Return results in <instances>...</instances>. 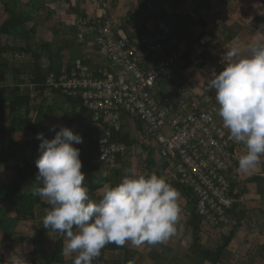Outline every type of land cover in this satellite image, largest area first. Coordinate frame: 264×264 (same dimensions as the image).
Wrapping results in <instances>:
<instances>
[{"label":"built area","instance_id":"2783aa9c","mask_svg":"<svg viewBox=\"0 0 264 264\" xmlns=\"http://www.w3.org/2000/svg\"><path fill=\"white\" fill-rule=\"evenodd\" d=\"M74 26L77 42L96 47L106 63L86 67L78 60L70 74L48 76L46 86L78 101L91 114L99 127V162L117 166L128 148L113 141V133L121 131L122 112L137 117L143 125L142 144L157 160L170 164L172 173L166 180L190 192L204 225L228 234L229 212L240 201L230 182L237 163L236 142L216 121L218 109L177 78L176 68L184 66L188 44L165 22L133 38L101 16L77 17ZM164 84L174 86L157 100Z\"/></svg>","mask_w":264,"mask_h":264},{"label":"trees","instance_id":"16d2710c","mask_svg":"<svg viewBox=\"0 0 264 264\" xmlns=\"http://www.w3.org/2000/svg\"><path fill=\"white\" fill-rule=\"evenodd\" d=\"M164 1L170 8V14L160 10L153 13L149 7V0H138V8L146 19L157 20L153 26L158 22H165L167 24V20L172 21L173 27L169 24L167 25L173 29L174 35L182 40H184V32L189 30L190 27H196L197 24L192 20L188 21L181 15H177L176 11L187 3L192 2L198 3L196 8L198 12L201 10L210 11L212 9L210 6L211 0ZM40 2V0H29V3L24 6L21 0H1L5 18L0 24V74L3 76H12L16 83L12 86H4L0 90V175L3 172H7L10 174L9 177H12L11 181L8 182L0 180V234L4 238L13 240L17 236L16 230L21 221L34 222L37 218L36 211L38 208L41 212L48 210L47 203L41 197L33 195L32 189L36 186L34 180L38 169L36 163L29 158L27 148L21 142H23V138H30L31 149L35 151L39 150L41 143L40 140L36 139L37 133L42 132L45 138L49 140L53 139L49 131L42 127V124L56 111L64 112V119L67 124H70L72 121H77L79 122V129L85 131L84 139L87 141L88 155L82 159L85 168L84 173L98 171L104 167L109 168L102 165L98 160L97 145L100 133L98 125L92 121L91 114L78 101L68 99L60 92L50 90L46 86L48 76L54 75L58 79L64 74H70L78 60L86 67H91L92 65V61L84 59L85 56L81 52L84 46L77 42L75 26L73 25L70 28V32L72 33L71 38L66 37L62 39V44L58 46L42 40L34 43L33 46L26 43L25 46L20 48L8 46L3 43V38L13 37L14 31L17 30L21 31L23 36H28V34L34 36L36 34L32 30L30 33H27L25 26L31 22V13L45 9L40 5ZM258 2L261 6H264V0H258ZM113 6L116 7V2H114ZM49 13L54 14L53 12ZM74 13L78 17L87 15L77 11H74ZM127 20L132 23L135 17L129 15ZM202 28H205L204 25H202ZM120 29L129 38L138 37L149 31H147L145 23L140 24L135 29H131L129 26H120ZM54 33L56 35L59 34V32ZM189 35L194 38L192 33ZM234 37V34L231 33L228 41ZM193 41H195L194 43H199L200 37L193 39ZM193 53V45L188 44L187 53L183 59L184 66H178L176 68L177 78L181 81L184 78V72L193 65L191 62ZM8 54L29 56L31 64L25 69L27 71L25 74L29 78L27 85L22 80V75L25 71L21 68L11 66L6 58ZM44 61H46L47 65ZM173 86L174 84H164L160 87L156 99L160 100L163 92ZM48 97L54 102L53 104L44 106ZM66 106L67 108H72L74 112L78 110V116L75 120L68 119L69 113L64 111V107ZM121 122V131L119 133H113L112 139L113 141L126 145L128 151L126 155L118 157L117 165L130 155V151L135 145H138L147 154L146 159L142 163L144 173L150 174L156 172L161 176L168 174L170 164L166 161H157L152 152L142 144L139 138L143 129L142 122L137 117L130 116L126 112H122ZM114 175L120 176L119 172H115ZM167 181L178 190L181 197L190 200L186 207L190 214L186 224L192 234V242L189 246V259L194 264H225L224 259L227 249L245 219L244 212L236 204L228 215L232 221L228 234L220 236L221 242L214 249H207L202 245L201 240L203 230L208 227L204 225L203 220L195 213L196 201L190 192L178 182ZM251 182L256 183L258 188L257 194L264 198V178L253 177ZM85 186L91 198L97 201L101 198L97 193L103 189L104 183L97 182L93 178ZM231 188L232 190L235 189V185L232 183ZM245 193V190H239L237 197L240 199ZM7 209H11L15 215L14 218L8 216ZM48 231L57 236L53 250L48 253L44 252L41 247V242H35V249L32 252V256L37 259L38 264H61L65 260V256L62 253L64 238L59 232L52 231L51 229ZM106 253L113 255L112 259L109 260L110 262L104 259ZM3 260L4 256L0 254V261ZM145 260V257L141 255L131 256L127 242L123 246L109 243L101 250L100 255L94 259L93 264H144Z\"/></svg>","mask_w":264,"mask_h":264},{"label":"clouds","instance_id":"9594fccd","mask_svg":"<svg viewBox=\"0 0 264 264\" xmlns=\"http://www.w3.org/2000/svg\"><path fill=\"white\" fill-rule=\"evenodd\" d=\"M264 28V25L261 26ZM223 70L213 72L208 90H215L218 115L229 139L242 143V172L254 171L264 158V42L252 40L243 49L232 45L222 56ZM53 125L50 131H55ZM40 156L33 195L49 205L43 227L64 238L62 253H75L73 264H93L109 243L155 245L177 231L180 193L156 172L126 170L116 185L105 184L102 197L91 198L82 172L81 134L59 126L53 139L37 133ZM0 264H30L13 252Z\"/></svg>","mask_w":264,"mask_h":264},{"label":"rangeland","instance_id":"374dc122","mask_svg":"<svg viewBox=\"0 0 264 264\" xmlns=\"http://www.w3.org/2000/svg\"><path fill=\"white\" fill-rule=\"evenodd\" d=\"M27 1L28 0H21L22 3H26ZM40 1V5L45 9L36 13H31V22L29 24H26L25 26V31L27 33H30L32 30L35 31L36 34L34 36L31 34H28V36H23L21 34V31H14L13 37L3 38V43L5 45L20 48L25 46L26 43L33 46L34 43L38 41L40 42V40H42L58 46L62 44V39L66 37L71 38L70 36L72 35V33L70 32V28L74 25L78 17L74 13V11L85 13L90 16L106 17L115 21L118 26H129L131 27V29H135L140 26V24L145 23L147 31L151 30L153 25L157 21L156 19H146V17L142 15L140 9L138 8V0ZM114 2H116V7L113 6ZM197 4V2L187 3L181 9L177 10L176 14L181 15L184 18H188L191 16V12L196 9ZM210 6L213 9V11L210 12V14L212 15H208L206 12H203L201 15L205 16L204 18H206L207 21H210L211 18V23L214 24L217 22V18L220 20V18L223 17V20L233 28L235 35L237 34L238 36L239 34L242 35V33H240V31H237L239 28H236L232 23H235L238 17L240 18V21L244 19L247 22V16H249L251 17V25H249L251 26V41L257 40L264 42V28H261V26L264 25V6H261L258 0H211ZM149 7L151 8L153 13L159 10L166 12L167 14L171 13L168 4L164 0H149ZM49 12H53L54 14H50ZM221 12H224L225 14L222 15ZM129 15L135 17L134 22L131 23L129 20H127L129 18ZM4 18L5 15L3 13L2 3L0 0V24L3 22ZM257 19H259V21H257ZM166 22L171 27H173L172 21L167 20ZM223 29L226 28L224 26H219V28L214 26L213 28V30L218 33H221ZM54 32H59V34L56 35ZM225 36L228 37V33H226ZM208 38L209 37L205 38L202 43L191 42L194 52L191 59L193 67L184 72L183 80L185 79L184 83L194 89L197 96L198 88L196 85L200 81L204 83L206 85V89L203 90L206 93L209 102L205 100V97H203L204 101H206L209 106H214L218 109L219 105L215 100V90H208V83L212 77L213 72L219 73L223 70L224 65L221 61L223 53L226 49H223V46L221 47L214 44L211 46L206 45L208 43ZM185 42L188 44V41ZM246 45L247 44L243 43V45L239 44L238 46L243 49ZM81 52L83 55H89L88 52H85L84 49ZM6 58L11 66L15 68H21L24 71L28 68L29 64H31L29 56L8 54ZM97 58L99 59V63L102 64V58L104 57H102V55L100 54L97 56ZM44 63H46V61H44ZM25 73H27V71L23 73L22 80L27 85L29 78ZM15 83L16 82L14 81L12 76H3L0 74V90L3 89L4 86H12ZM53 102L54 101H52L51 98H48L44 103V106L53 104ZM67 110L69 113L68 119L71 120L73 113L69 108H66L65 112H67ZM55 116H63V113L56 111L53 115L50 116L51 118L45 120L43 125H62L63 123L61 121H64L63 125L67 124L64 118H52ZM56 120H58L59 122L57 123ZM216 121L220 125H223V121L218 114L216 116ZM69 125L74 127L71 128L74 132L81 134L83 137V143L75 145L76 147L81 149L82 160L88 155V145L87 141L84 139L85 131L79 129V122L77 121H72ZM26 142H30L29 139H26L25 143ZM146 157L147 154L141 149V147L135 145L130 151V155L126 157L123 162H121V168H119L118 166L115 168L104 167L98 171L84 173L85 168L83 165L82 172L85 174L84 183L88 184L89 181L94 178L96 181L104 183V185L109 184L114 186L121 181L122 177L126 173V170L135 169L138 174L144 173L142 163L146 159ZM115 172H119L120 176L114 175ZM171 173L172 171H169V175ZM9 175V173L3 172L0 175V180L6 182L11 181L12 177H9ZM163 177L168 178V174H165ZM97 195L99 197H102V190H100ZM179 205L181 208V212L179 220L177 222L176 233L166 241L155 245H149L145 243L141 246H135L130 241L127 242L131 256H144L146 259L144 264H194L189 259V246L192 242V234L186 225L188 220V210L186 209L188 205L187 199L180 196ZM47 207L49 208L48 204ZM7 210L8 216L14 218L15 215L11 211V209ZM46 212L47 210L41 212V210L38 208L36 211V221H21L16 230L17 236L14 238V240L10 238H4L0 234V254L4 256V260L13 252H15L16 254H20L21 252H23L25 258L30 261V264H38L37 259L32 256V252L35 249V242H41V247L43 248L44 252L48 253L53 250L57 236L53 233H49V231L43 227L42 221L43 217L46 215ZM253 228L254 227H251V222H246L245 236L241 238L238 237L240 247H237V242L232 245V250L234 253H229V255L225 257V264H242V262H244V264L247 262L251 263L253 255L258 252V245H255L253 241H251L253 239H251V236H249V233L253 231ZM220 236L221 235L219 234V232L212 231L211 229L206 228L203 230L202 234V245L207 249H214L221 242ZM75 255L76 254L73 253L70 256H65V260L61 264H73ZM112 256L113 255H111L110 253H106L104 259L106 261H109L112 259Z\"/></svg>","mask_w":264,"mask_h":264},{"label":"crops","instance_id":"0c3cea01","mask_svg":"<svg viewBox=\"0 0 264 264\" xmlns=\"http://www.w3.org/2000/svg\"><path fill=\"white\" fill-rule=\"evenodd\" d=\"M28 3H29V0L26 3H22V4L24 6H26ZM196 8H197V6H196ZM211 11H213V9H211L210 11L201 10L199 12L195 9L191 12V16L186 18L188 21L192 20L197 24L196 27H190L189 30H186L183 34L184 35L183 39L185 41H188V44H191V42H195V41H193V39H195L197 37H200L199 43H202V41L205 38L209 37L207 39L208 43L206 45L211 46L214 44V45H218L221 47L223 46V49L227 50L228 47H230L234 44L235 45H239V44L243 45V43L248 44L249 42H251V26H249V25H251V17L247 16L248 17L247 22L244 19H242L240 21V18L238 17L239 19L237 18V21H235V23H232L236 28H239L237 31H240V33H242V35L239 34L237 36V34L235 35L233 28L230 27L229 24L223 20V17H221L222 20H221V18H220V20L217 18V22L212 24L211 18H210V21H207L206 18H204L205 16H201L203 12H206L208 15H212V14H210ZM221 13H222V15L225 14L224 12H221ZM82 14H85V13H82ZM209 22H210V24H209ZM202 25H204V27H205L204 29L202 28ZM218 25L224 26L226 29H223L221 33L215 32V30H213V28H214V26L219 28ZM195 28H198V29H195ZM190 33H192L194 35V38H192L189 35ZM226 33H228L229 36L232 33V34H234L235 37L232 40L228 41L229 36L226 37L225 36ZM202 34H203V36H202ZM84 50H85V52H88V54H89L88 56L84 55V56H86V58H84V59H88V60L92 61V64H94V63L100 64L99 59L97 58V56L100 55V52L96 47L84 46ZM102 59H103V62L101 65L106 63L104 58H102ZM192 67H193V65H192ZM184 80L182 79V83H184ZM196 86L198 88V96L197 97L203 101H204L203 97H205V100L208 101L207 95L203 90V89H206V85L200 81ZM210 98H213V97H210ZM204 102L207 104L206 101H204ZM66 108L67 107H64V111ZM69 109L73 113L71 120L76 119L78 116V110H76L74 112L72 110V108H69ZM57 112L63 113V116H55L52 118L63 119L64 118V112L63 111H57ZM67 112H68V110H67ZM49 118H51V117H49ZM56 121H57V123L59 122L58 120H56ZM44 122H43V124H44ZM61 122L64 124V121H61ZM43 124H42V127L49 131L52 138L55 137V131H59V126H61L60 124H58L55 131H50V129L52 128V125H50V124L49 125H43ZM63 124H62V126L74 128L73 126H70L69 124L68 125L67 124L63 125ZM221 126H223V125H221ZM26 139H29V141H31L30 138H23L22 140L24 142H21V143L27 148V150L29 152V158L33 162L36 163L37 159L40 156V152H39V150H35V151L32 150L31 149V143L30 142L25 143ZM236 149H237V163H236V167L234 169V172L230 176V182L235 185V189L237 191H239V190H245L246 191L244 196L242 198H240V201L237 204L238 207H240V209L244 212L245 219L242 222L241 228L238 230V232H237L235 238L233 239L232 243L228 247L225 257H227V255H229V253L232 254V252H233V250H232L233 246L232 245L234 243L237 242V247L238 248L240 247L238 237L241 238V237L245 236L246 222H251V227H254V228H253V231L249 233V236H251V239H253V240H251V239L250 240L253 241V243L255 245H258V252H256L253 255V258L251 259V263L247 262L245 264H264V198H262L261 196H259L257 194L258 188H257L256 183L251 182V179L253 177L264 178V158H262L260 165L254 171L244 173L240 170L238 162H239L240 156H242L246 153V147L242 143H236ZM31 150H32V152H31ZM30 152H31V155H30ZM117 166L119 168H121L122 165H121V163H119ZM189 201L190 200H187V202H189ZM256 227H258V228H256ZM242 264H244V262H242Z\"/></svg>","mask_w":264,"mask_h":264},{"label":"bare ground","instance_id":"6f19581e","mask_svg":"<svg viewBox=\"0 0 264 264\" xmlns=\"http://www.w3.org/2000/svg\"><path fill=\"white\" fill-rule=\"evenodd\" d=\"M232 189V188H231Z\"/></svg>","mask_w":264,"mask_h":264}]
</instances>
